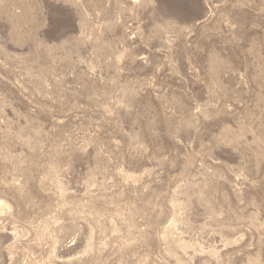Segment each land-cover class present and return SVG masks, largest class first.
Wrapping results in <instances>:
<instances>
[{
    "label": "rangeland",
    "instance_id": "obj_1",
    "mask_svg": "<svg viewBox=\"0 0 264 264\" xmlns=\"http://www.w3.org/2000/svg\"><path fill=\"white\" fill-rule=\"evenodd\" d=\"M0 264H264V0H0Z\"/></svg>",
    "mask_w": 264,
    "mask_h": 264
}]
</instances>
